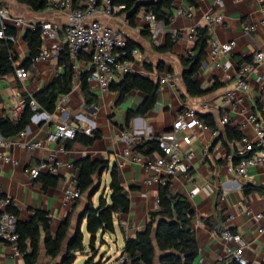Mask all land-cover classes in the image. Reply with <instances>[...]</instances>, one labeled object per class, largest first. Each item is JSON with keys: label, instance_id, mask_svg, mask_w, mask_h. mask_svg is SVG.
I'll use <instances>...</instances> for the list:
<instances>
[{"label": "crops", "instance_id": "1", "mask_svg": "<svg viewBox=\"0 0 264 264\" xmlns=\"http://www.w3.org/2000/svg\"><path fill=\"white\" fill-rule=\"evenodd\" d=\"M71 1L78 8L86 6V0ZM221 2V5H216V0H198L197 6L193 8L177 0L173 18L167 25L161 23L164 32L155 40L148 24L142 19L145 13L143 9L136 14L132 24L128 21L130 13L122 9L109 16L99 13L88 20L98 21L121 32L135 46L137 55L132 59L133 71L159 84L156 103L145 115H135L126 124L127 115L138 111L145 96L132 91L120 100L117 92L102 93L97 86L88 83L94 99L91 105H86L81 92V75L90 71L91 64L90 61L70 57L74 70L70 93L58 99L53 114L36 113L22 131L24 134L19 133L8 139L9 145L4 149L11 163L0 164V197L11 200L10 206L15 209L18 221L26 223L35 212L45 213L50 223V232L55 236L59 226L71 214L67 237L69 241L75 234L78 219L87 203L86 198L81 196L76 200L66 198L67 190L76 189L78 171L74 165L83 159L91 162L105 161L107 169L100 180L99 173L95 177L99 190L92 198V205L94 208L98 205L103 193L109 196V188L106 190V187L101 195L99 193L102 178H109L110 182L114 167L130 201L128 213L117 215L113 220L114 232L111 235H121V252L124 241L143 231L149 222L150 213L158 209L161 185L155 180L166 177L170 192L183 197L190 205L192 229L198 246L193 264H229L231 260L227 250L234 244L223 240L222 236L226 232L239 234L244 239L247 264H264V232H260L264 230V220L255 217L264 212V166L250 168L248 180L230 174L227 168L233 163L232 154L241 139L228 142L225 134L228 126L237 130L241 138L254 140L248 117L255 115L256 118L264 119V60L248 77L246 91H235L234 79L239 66L251 63L257 53L264 55V15L257 0ZM0 8L10 10L12 21L14 18L24 21L22 27H15L12 21L7 26L15 33L13 50L18 68L30 55L24 42L28 27H40L43 23L61 27L66 22L61 13H48L46 10L35 12L15 0H0ZM179 9L188 14L177 15ZM207 15L222 18L221 24H215L208 31V43L234 42L235 46L227 54L216 57H211L207 46L206 58L197 77L200 88L206 93L201 97H189L182 82L181 60L192 51L194 40L188 39L190 29L206 27L204 20ZM172 32L179 34L173 38ZM168 38L173 42L170 51H158V48L165 46ZM64 48V35L59 31L56 36L43 40L39 55L45 50L49 56L39 61L34 59L32 67L27 71V78L20 80L15 74L0 78V119L17 121L24 108L18 111V103L23 101L25 104V97H32L45 89L62 74L58 56ZM81 55L89 56L87 53ZM217 64L219 67H216ZM146 66H150L151 71L146 70ZM168 75L170 79L165 81ZM122 78L116 76L114 83ZM214 85L217 86L214 88ZM228 91H234V99L223 107L222 102ZM187 109L196 112L204 128L193 131L190 142L181 134L176 136L182 156L189 153L193 155L191 167L187 173L177 172L173 176H165L162 169L153 168L161 157L159 149L144 155L134 148L150 141L151 137L170 133L174 122ZM224 114L228 118L226 124H222ZM61 121L76 127L78 133L83 135L86 129L92 128L99 137L90 146L64 139L55 141L54 132ZM123 132L134 138L130 148L122 141ZM40 141L44 142V146L31 147ZM127 150H130L129 156L125 155ZM12 161H16L17 165H13ZM55 162L61 164L57 174L52 175L59 179L58 186L45 191L35 187L28 174L29 170L37 168L41 163ZM41 174L51 175L47 172ZM150 180L152 183L148 184ZM244 187H249L251 191L245 194ZM84 224L85 221L80 230L86 249L90 236L84 232ZM105 234L97 235V239L104 238ZM65 247L66 244L61 256L64 255ZM61 256L51 260L46 255L42 233L38 264H60ZM118 259L113 264H118ZM0 264H24V261L16 246L0 243Z\"/></svg>", "mask_w": 264, "mask_h": 264}, {"label": "trees", "instance_id": "2", "mask_svg": "<svg viewBox=\"0 0 264 264\" xmlns=\"http://www.w3.org/2000/svg\"><path fill=\"white\" fill-rule=\"evenodd\" d=\"M17 3L30 8L35 12L45 10V0H15ZM177 0H111V7L123 6L122 11L129 12L128 21L130 24L135 20L136 14L143 9L147 13H152L158 22L165 25L169 24L173 18V10ZM195 8L198 0H181ZM73 4V3H72ZM74 7H76L73 4ZM78 8V7H76ZM6 37L15 38L12 29L7 28ZM191 53L181 60L183 69L182 82L186 94L189 97H201L206 92L200 88L197 80L198 71L206 58V49L208 46L209 33L207 27L197 28L193 39ZM24 42L28 46L30 55L27 61L20 67L28 71L34 59L39 55L43 40L39 26L35 30H27L24 34ZM13 41L0 40V78L14 74L17 57L14 55ZM173 42L168 38L163 48L158 51H170ZM135 49V46L128 40L126 41V51ZM78 59L90 61V56L80 55ZM58 66L62 67V74L58 75L45 89L39 91L32 97H25L24 108L17 121L10 119H0V134L5 139H10L24 131L30 124L32 117L36 113L53 114L57 101L60 97L70 93L72 89V79L74 76L73 65L69 53L66 49L60 52L58 56ZM146 70L151 71L150 66ZM90 71L81 75V92L86 105L93 103V97L90 93L87 78ZM217 85H214V88ZM159 84L151 80L132 73L123 76L118 82L110 86V91L117 92L120 100L128 93L138 91L145 96L142 105L135 114H128L126 124L135 115H145L156 103ZM33 100L38 106L37 111H32L29 103ZM226 139L238 141L241 139L240 133L228 126L225 129ZM98 135L92 130L91 135L76 133L74 140L82 143L84 146H90ZM134 150L138 153L148 155L154 151H159L155 140L136 146ZM248 154L246 157L250 156ZM241 158L234 157L232 162L236 164ZM78 171L76 179V189L81 197L86 198V207L77 222V228L73 237L67 241L70 231L71 214L59 226L55 236L50 232V223L45 213L35 212L26 223L16 221V233L18 235L17 249L22 256L24 264H38L41 234L44 235V247L46 255L51 260L60 258L63 247L66 244L64 255L61 256L60 264H73L76 254L83 253L85 250L84 239L80 227L85 221L86 232L90 236L88 247L94 251V244L97 235L114 232V217L126 214L130 208V201L124 193L116 169L113 167L110 174L109 196L103 193L98 205L94 208L92 198L98 192L95 177L99 173V180L108 167L107 162H91L89 159H83L74 165ZM59 179L48 174H39L34 180L33 185L41 190L56 188ZM251 191L249 187H244V193ZM7 212L17 216L15 209L11 206ZM192 212L187 200L179 195H173L168 183L161 185L158 196V209L150 213L149 222L143 231L137 233L134 238L124 241L123 249L119 258L123 257V264H193L198 254V246L195 233L192 229ZM84 264H92V258ZM225 264V262L219 263ZM229 264H234L230 261Z\"/></svg>", "mask_w": 264, "mask_h": 264}, {"label": "built area", "instance_id": "3", "mask_svg": "<svg viewBox=\"0 0 264 264\" xmlns=\"http://www.w3.org/2000/svg\"><path fill=\"white\" fill-rule=\"evenodd\" d=\"M203 1V0H202ZM238 1V0H233ZM261 5V11L264 15V0H257ZM111 0H86L85 8H76L73 6L71 0H45V10L48 13H61L65 16V24L58 26L51 23H43L39 28L43 40L52 38L57 35L59 31H62L64 35L65 47L71 58L77 59L81 54H89L90 56V74L87 81L91 85H95L102 93L110 91V86L113 84L116 76H125L127 74L134 73L132 68V59L137 55V50L132 49L126 51L127 39L119 31H115L106 25L101 24L98 21H89L94 15L103 13L105 15H111L114 11L122 9L123 6L111 7ZM101 4V6H100ZM221 0H216V5H221ZM100 7V8H99ZM177 15L186 16L188 13L183 10H178ZM145 23L148 24L151 36L155 40L157 36L164 32L161 22H158L152 13L145 12L142 16ZM12 21L10 16V10L7 8H0V40L14 41L12 37H6L5 31L8 26V22ZM205 25L210 31L215 24H221L222 18L220 16L207 15L205 17ZM13 24L15 27L24 26V21L21 18H14ZM29 30H35L36 26L28 27ZM196 28H191L189 31V41H193L196 34ZM179 33L172 32V37L175 38ZM209 53L211 57L227 54L234 46V42L226 44H219L215 41H209ZM48 53L43 50L40 55L35 58V61H39L47 58ZM264 60L262 53L254 55L251 63L243 64L239 66L234 76L235 79V91H246L248 77L255 71V67L261 64ZM219 67V64L216 65ZM15 76L23 80L27 78L28 72L21 68L15 69ZM170 76H166L165 81H168ZM234 99V91L226 92L223 99V107L228 101ZM32 111H37L38 106L35 101L31 100L29 103ZM24 106V102L18 103V111H21ZM228 122L227 116L224 114L222 118V124ZM248 123L250 124L254 133V140L242 137L236 144L235 150L232 154L234 157L241 158L236 164L228 166L227 170L230 174H234L243 180H248V170L256 166H264V119L256 118L255 115L248 117ZM204 128L203 121L198 117L193 109H187V111L179 116L172 125L171 131L168 134L162 136L151 137V140L157 142L158 149L161 152V157L157 159L153 168L162 169L165 176H173L175 173H187L191 167V160L193 155L187 154L182 156L179 142L176 138L177 135H183L187 142L192 140V133L195 130ZM76 127L70 125L66 121H61L55 129L53 139L55 141L74 140L77 133ZM92 128H88L84 131V134L91 135ZM21 135L24 132L20 133ZM122 141L131 147L134 143V138L128 133H122ZM9 145V140L5 139L0 134V164L11 163L10 158L4 154V149ZM44 142H36L31 147H42ZM248 154L250 156L246 157ZM126 156L130 155V150L125 152ZM13 165H17L16 161H12ZM59 162L53 164L41 163L37 168L30 169L28 174L32 180H34L41 172H47L51 175H55L60 167ZM160 185L168 183L166 177L157 178ZM151 184L152 181H148ZM66 198L69 200H76L80 197L79 191L67 190L65 192ZM11 205V200L8 197H0V243L16 246L18 241V235L16 233V221L17 218L7 212V208ZM256 219L264 220V212L256 214ZM261 233L264 230H260ZM223 240L227 243H233V247H229L227 255L234 264H247L244 256V249L246 243L242 236L239 234H233L226 232L222 236ZM125 259L123 257L118 259V264H123Z\"/></svg>", "mask_w": 264, "mask_h": 264}, {"label": "rangeland", "instance_id": "4", "mask_svg": "<svg viewBox=\"0 0 264 264\" xmlns=\"http://www.w3.org/2000/svg\"><path fill=\"white\" fill-rule=\"evenodd\" d=\"M109 183V178L108 180H105V177L102 178L100 195L103 193L105 187L106 190H108ZM100 195H98V198ZM84 232L86 233L85 224ZM102 239L99 237L96 240L94 244V252L89 247H86L83 253L76 254V259L73 264H84L91 255L92 264H113L121 255V235L117 233L116 236H113L111 233H106Z\"/></svg>", "mask_w": 264, "mask_h": 264}]
</instances>
